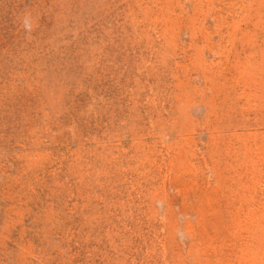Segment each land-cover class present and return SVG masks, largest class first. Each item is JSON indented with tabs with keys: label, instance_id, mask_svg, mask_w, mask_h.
<instances>
[{
	"label": "rangeland",
	"instance_id": "1",
	"mask_svg": "<svg viewBox=\"0 0 264 264\" xmlns=\"http://www.w3.org/2000/svg\"><path fill=\"white\" fill-rule=\"evenodd\" d=\"M0 264H264V0H0Z\"/></svg>",
	"mask_w": 264,
	"mask_h": 264
},
{
	"label": "clouds",
	"instance_id": "2",
	"mask_svg": "<svg viewBox=\"0 0 264 264\" xmlns=\"http://www.w3.org/2000/svg\"><path fill=\"white\" fill-rule=\"evenodd\" d=\"M26 27H27V25H26Z\"/></svg>",
	"mask_w": 264,
	"mask_h": 264
}]
</instances>
